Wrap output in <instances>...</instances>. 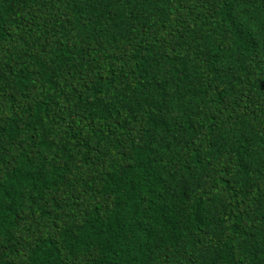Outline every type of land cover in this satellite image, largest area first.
Segmentation results:
<instances>
[{
    "label": "trees",
    "instance_id": "obj_1",
    "mask_svg": "<svg viewBox=\"0 0 264 264\" xmlns=\"http://www.w3.org/2000/svg\"><path fill=\"white\" fill-rule=\"evenodd\" d=\"M0 264H264V0H0Z\"/></svg>",
    "mask_w": 264,
    "mask_h": 264
}]
</instances>
